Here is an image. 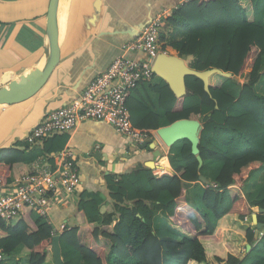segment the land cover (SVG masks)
Masks as SVG:
<instances>
[{
	"label": "trees",
	"instance_id": "trees-1",
	"mask_svg": "<svg viewBox=\"0 0 264 264\" xmlns=\"http://www.w3.org/2000/svg\"><path fill=\"white\" fill-rule=\"evenodd\" d=\"M250 3L251 15L240 0H189L163 19L165 27L182 37L169 39L162 50L170 49L182 58L191 56L189 68H214L232 77L250 70L237 97L231 94L237 83L218 73L209 79L210 94L193 75L184 77L186 92L181 96L154 73L142 82L157 93L167 124L181 118L201 121L199 154L203 162H221L213 181L203 185L202 207L188 203L186 186L199 181L203 164L198 168L187 139L178 140L174 144L181 146L178 160H171V174L157 177L153 169L139 164L106 176L109 200L98 192L79 194L76 210L59 234L64 264L79 260L83 264H163V253L178 264H264V235L255 238L256 225L244 221L253 207L264 208V193L256 203L244 196L249 176L264 165V95L255 90L264 68V0ZM155 78L158 83L150 86ZM130 94L126 103L132 124L157 129L156 104ZM57 140L55 147H45L47 154L61 149L66 138ZM22 161L20 150L0 147L3 185L24 174ZM163 193L168 200L161 198ZM160 214L174 227L157 228L162 223ZM231 214L247 226L218 225ZM257 217L263 229L264 213ZM52 236V226L25 207L9 223L0 221V252L5 257L0 264H46ZM23 248L26 253L15 259L13 254Z\"/></svg>",
	"mask_w": 264,
	"mask_h": 264
},
{
	"label": "crops",
	"instance_id": "crops-1",
	"mask_svg": "<svg viewBox=\"0 0 264 264\" xmlns=\"http://www.w3.org/2000/svg\"><path fill=\"white\" fill-rule=\"evenodd\" d=\"M187 1L189 0H68L64 32L59 38V62L49 78L32 97L21 102L0 105V147L15 148L23 152L21 171L24 173L30 171L32 163L38 158L45 157L52 161V156L64 148L71 150L76 157L80 184L69 204L57 203L50 208L49 221L53 228L66 224L76 210L80 193L98 192L103 199L109 200L106 183L108 174L116 176L139 164L146 166L147 161H154L153 170L157 177L172 173L171 160L174 162L178 160L180 144L167 147L157 138L161 155L154 158V148L149 146L139 148V144L116 132L105 121L85 119L69 132H56L32 144L26 142V137L49 111L76 101L87 84L102 73L120 53V45L134 38L135 35H132L140 32L152 19L162 18L159 31L161 49L169 39H180L182 37L180 32L165 27L163 19L169 12ZM240 1L251 15L250 0ZM48 4L49 0H0V82L6 76L15 79L17 75L25 73L38 63L43 64ZM161 36L164 37V41ZM165 52L175 54L170 49H166ZM129 57L143 58L144 55L135 53L129 54ZM179 58L186 66L192 61L191 56ZM249 71V69L245 71L242 77H232L225 73L218 75L237 83L238 87L231 91V94L237 97L240 85L246 81ZM260 73L261 77L255 84V90L258 94L264 95V68ZM210 77L211 75L209 79ZM240 78L242 81L239 80ZM157 83L158 78H155L149 85L153 86ZM147 88L148 83H141L138 90L130 94V97H141L156 104L155 111L160 116L159 127L163 126L167 121L158 105V95ZM61 136L66 138L63 147L47 154L45 147H55L59 143L57 139ZM202 164L201 175L205 176L208 182L213 181L221 162L208 160ZM204 164H207L205 170ZM161 169L164 173L160 172ZM12 182H14L13 177L9 186L14 184ZM204 184L206 183L201 181L187 184L186 196L190 205L202 207ZM263 193L264 165L249 176L244 186V196L250 202H259L263 198ZM161 196L164 201L168 200L165 193ZM257 208L256 206L252 208L253 213ZM160 215L159 219L162 223L155 226L168 228L171 225L170 221L164 214ZM218 223L232 229H244L247 226L240 222L236 214L225 215ZM25 253L23 248L14 253L13 257L18 259ZM46 264H54L52 256L48 253ZM78 264L83 262L79 260Z\"/></svg>",
	"mask_w": 264,
	"mask_h": 264
},
{
	"label": "built area",
	"instance_id": "built-area-1",
	"mask_svg": "<svg viewBox=\"0 0 264 264\" xmlns=\"http://www.w3.org/2000/svg\"><path fill=\"white\" fill-rule=\"evenodd\" d=\"M161 22L160 17L152 19L137 36L123 42L120 53L87 84L80 97L67 106L49 111L26 137V142L32 144L56 132H69L85 119L105 121L116 132L139 145L147 139L157 138L156 130L133 126L126 101L133 89L150 80L157 55L166 53L159 40ZM135 53L144 57H129ZM160 172L164 173V170ZM12 183L11 186L10 183L3 185L0 180V221L9 223L28 207L50 224L52 205L69 204L79 187L78 162L74 153L64 148L52 156V161L45 157L35 159L31 170L14 178ZM244 221H251V216L245 217ZM65 227L64 223L57 228L52 227L53 235H59ZM255 231L259 237L264 235V228H256ZM3 259L5 257L0 252V262Z\"/></svg>",
	"mask_w": 264,
	"mask_h": 264
},
{
	"label": "water",
	"instance_id": "water-1",
	"mask_svg": "<svg viewBox=\"0 0 264 264\" xmlns=\"http://www.w3.org/2000/svg\"><path fill=\"white\" fill-rule=\"evenodd\" d=\"M58 11L59 0H49L46 14V46L43 65L34 66L28 72L17 75L15 79L4 77L0 82V105L17 103L32 97L40 90L58 64L60 56ZM138 33L139 31L132 36H137ZM153 72L168 84L176 96H181L186 92L185 76L193 75L199 78L203 82L204 91L210 94L209 76L213 73H222L214 68L197 71L186 66L179 57L167 53H159L157 55L153 63ZM207 115L210 114L208 113ZM201 129L202 123L199 119L181 118L158 127L156 133L157 138L167 147H171L178 140L187 139L191 145V153L196 156L198 168H200L203 162L198 147ZM157 138L145 140L139 145V148L143 149L146 146L154 148L153 157L158 158L161 155V151ZM145 164L151 169L155 166L154 161H147ZM168 170L170 172L169 168ZM199 181L208 183L207 178L203 175H199ZM259 213H264V208L258 207L257 211L251 214V224L256 225L257 229L263 226L262 223L258 222L257 216ZM254 237L257 238L256 231ZM249 249L250 245H247L246 251H249ZM51 250L54 264H64L61 257L58 234L53 235L51 238Z\"/></svg>",
	"mask_w": 264,
	"mask_h": 264
},
{
	"label": "bare ground",
	"instance_id": "bare-ground-1",
	"mask_svg": "<svg viewBox=\"0 0 264 264\" xmlns=\"http://www.w3.org/2000/svg\"><path fill=\"white\" fill-rule=\"evenodd\" d=\"M67 3H68V0H59V11H58L59 38L62 36V34L64 32ZM44 61H45V59H44ZM42 65H41V63H38L37 66H42ZM28 71H29V69L25 72H28Z\"/></svg>",
	"mask_w": 264,
	"mask_h": 264
},
{
	"label": "rangeland",
	"instance_id": "rangeland-1",
	"mask_svg": "<svg viewBox=\"0 0 264 264\" xmlns=\"http://www.w3.org/2000/svg\"><path fill=\"white\" fill-rule=\"evenodd\" d=\"M163 36H164V35H163ZM167 54H168V53H167ZM169 55H175V54L169 52ZM175 56H176V55H175ZM185 65H186V64H185ZM243 75H244V74H243ZM243 75H242V76H243ZM242 76H241V77H242ZM246 77H247V79H248V75H247ZM214 78H215L218 82H219V80H221L219 77H216V76H215ZM247 79H246V80H247ZM239 80L242 81V78H240ZM240 81H239V82H240ZM165 125H166V124H165ZM163 126H164V125H163ZM206 165H207V164H204V166H203V169H204V170H205V168H206ZM202 174H204V173H202ZM205 175H206V174H205ZM206 176H207V175H206ZM256 211H257V209H256ZM48 253H49L50 255H52V251H51V249L48 250ZM167 261L171 262L172 264H178V263H176L173 259H171L170 257H168V255H167L166 253H165V254L163 253V264H165Z\"/></svg>",
	"mask_w": 264,
	"mask_h": 264
},
{
	"label": "clouds",
	"instance_id": "clouds-1",
	"mask_svg": "<svg viewBox=\"0 0 264 264\" xmlns=\"http://www.w3.org/2000/svg\"><path fill=\"white\" fill-rule=\"evenodd\" d=\"M251 216V215H250ZM251 222V221H250Z\"/></svg>",
	"mask_w": 264,
	"mask_h": 264
}]
</instances>
